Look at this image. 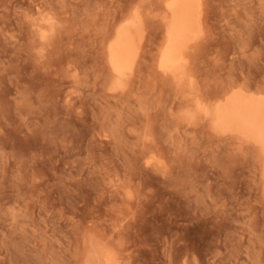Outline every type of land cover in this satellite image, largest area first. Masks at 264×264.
Here are the masks:
<instances>
[{
  "label": "rangeland",
  "instance_id": "rangeland-1",
  "mask_svg": "<svg viewBox=\"0 0 264 264\" xmlns=\"http://www.w3.org/2000/svg\"><path fill=\"white\" fill-rule=\"evenodd\" d=\"M165 4L0 0V264H76L96 234L124 264H264L260 149L185 116L197 96L264 92V0H204L181 82L158 67ZM137 9L140 56L113 89L108 43Z\"/></svg>",
  "mask_w": 264,
  "mask_h": 264
},
{
  "label": "bare ground",
  "instance_id": "bare-ground-1",
  "mask_svg": "<svg viewBox=\"0 0 264 264\" xmlns=\"http://www.w3.org/2000/svg\"><path fill=\"white\" fill-rule=\"evenodd\" d=\"M165 3V37L159 47L158 67L163 73L181 82L189 75L187 72L189 48L205 34L204 0H165ZM116 23L117 29L108 43V61L114 78L112 87L120 89L126 87L127 79L137 65L144 21L137 9L123 15ZM56 24L54 16L40 11V16L32 20L29 28L34 42L44 46L51 41V37L57 32ZM185 116L193 123L198 119L209 122L212 130L221 135H233L256 145L262 155L260 156L263 160L264 184V92L234 86L213 100L197 96L187 105ZM96 236L89 235L88 239L85 237V250L76 264H124L119 249L117 250L110 240H103L107 237L102 236V239L101 235L99 238Z\"/></svg>",
  "mask_w": 264,
  "mask_h": 264
}]
</instances>
